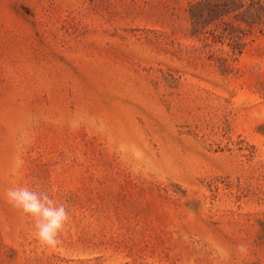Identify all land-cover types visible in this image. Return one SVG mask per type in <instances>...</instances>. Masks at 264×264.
<instances>
[{"label": "rangeland", "instance_id": "obj_1", "mask_svg": "<svg viewBox=\"0 0 264 264\" xmlns=\"http://www.w3.org/2000/svg\"><path fill=\"white\" fill-rule=\"evenodd\" d=\"M197 1L0 0V264H264V22L233 54Z\"/></svg>", "mask_w": 264, "mask_h": 264}, {"label": "trees", "instance_id": "obj_2", "mask_svg": "<svg viewBox=\"0 0 264 264\" xmlns=\"http://www.w3.org/2000/svg\"><path fill=\"white\" fill-rule=\"evenodd\" d=\"M194 34L208 33L241 54L244 40L264 22V0H200L189 8Z\"/></svg>", "mask_w": 264, "mask_h": 264}, {"label": "clouds", "instance_id": "obj_3", "mask_svg": "<svg viewBox=\"0 0 264 264\" xmlns=\"http://www.w3.org/2000/svg\"><path fill=\"white\" fill-rule=\"evenodd\" d=\"M21 166L22 162L17 161L12 175H15ZM5 196L12 208L32 220L34 238L42 247L51 249L60 244L59 237L70 220L64 205L56 203L48 194H38L27 186L13 185Z\"/></svg>", "mask_w": 264, "mask_h": 264}]
</instances>
